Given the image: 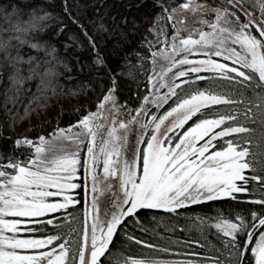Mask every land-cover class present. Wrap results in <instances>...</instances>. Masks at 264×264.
Returning <instances> with one entry per match:
<instances>
[{"label":"trees","instance_id":"trees-1","mask_svg":"<svg viewBox=\"0 0 264 264\" xmlns=\"http://www.w3.org/2000/svg\"><path fill=\"white\" fill-rule=\"evenodd\" d=\"M184 1L0 0V165L12 160L24 164L33 159L35 148L18 145L17 141L27 139L36 144L41 137L49 141L50 137L57 135L56 132H65L80 122L107 91L121 108L127 109L128 114H136L135 111L142 108L158 62L152 54L160 53L164 47L162 38L176 37L178 32L181 38H185L189 30L195 28L188 23L182 26L180 18L172 14ZM197 3L206 9L202 13L215 14L211 9L221 7L225 0H197ZM258 6L257 0H244L240 7L264 20ZM227 7L246 20L240 9ZM202 13L194 15L197 17ZM169 15L173 17L171 21ZM202 75L207 79L195 84H183L178 80L182 88L177 91L183 94L185 90H204L212 86L219 94H231L237 103L214 105L212 110L221 114H240V124L252 131L219 138L213 141L214 149L226 148L227 140L243 143L246 138L250 141L245 146L252 153L248 159L253 170L246 171L245 175L264 176V92L249 88L240 95L235 91L240 85L230 86L218 78L213 80L211 73ZM173 100L175 97L163 108L152 104L147 109L145 123L152 115H162L170 104L175 106ZM245 112L250 119L243 115ZM227 124L237 126L236 122L229 121L221 128ZM89 141L85 138V145L80 143L83 159H87L86 144ZM203 143L199 141L197 146ZM8 171L12 172L11 169ZM101 171L102 164L96 169L98 176ZM83 172L81 168L80 179L76 180L81 187L72 191L79 203L70 206L66 212L60 210L36 220L30 226L34 233H25L45 239L58 235L69 241L66 264H77L76 253L83 250L87 194L92 184L90 175ZM112 183L116 181L113 179ZM246 187V193L234 194L236 199L202 201L175 212L141 209L137 213L138 221L128 217L125 221L128 227L117 230L113 238L115 246L110 245L109 252L100 258L102 264L179 259H190L193 264H212L213 259H219L221 264H236V253L229 251L228 238L216 230L215 224L221 219L237 222V216L256 223L251 220V214L264 212V204L250 201L264 199V181L250 180ZM48 219L53 223L47 224ZM263 230L249 229L257 231L254 241ZM129 236L133 239L130 240ZM136 240L142 243L138 244ZM60 242L57 240L38 251H50L54 247L59 250ZM250 247H254V243ZM24 253L35 254V251ZM245 256L249 264H255L250 252Z\"/></svg>","mask_w":264,"mask_h":264},{"label":"snow or ice","instance_id":"snow-or-ice-1","mask_svg":"<svg viewBox=\"0 0 264 264\" xmlns=\"http://www.w3.org/2000/svg\"><path fill=\"white\" fill-rule=\"evenodd\" d=\"M243 2L225 0L221 7L211 9L215 12V22L198 21L210 27L211 32L194 28L189 30L188 38H181L179 32L173 37L176 43L172 44L173 53L167 57L171 62L166 70L161 71L159 81L153 84L154 89L167 88V92L151 101L145 97L146 104L152 103L157 108H163L175 97L172 101L175 106L170 104V110L165 109L160 116L152 115L147 123H142L138 118L141 113L146 114V109L141 108L128 122L119 123L120 134H117L116 128L108 131L107 139H103L100 124L96 122L100 113L86 115L80 120L77 127L81 131L75 137L65 132L59 133L60 139L77 145L75 151L63 143H53L41 137L35 147V159L24 164L12 160L0 165V264H66L69 241L58 235L48 236L47 239L17 238L23 221L8 218H37L60 210L66 212L70 206L79 203L70 192L81 187L73 182L80 179L78 173L81 168L88 172L92 180L93 222L90 229L84 232L83 250L76 253L79 264H102L100 258L109 252L110 245L115 246L113 238L117 230L123 231L128 227L125 223L128 217H132L134 222L138 221L137 213L141 209L175 212L178 208L202 201L236 199L234 194L248 191L246 185L250 180L264 181L261 175H245L246 171L253 170L252 162L248 159L252 153L245 146L250 141L246 138H243V143L240 140H227L226 148L205 155L210 148L216 147L213 141L252 131L240 124V114H221L212 110L214 105H230L238 101L231 94L217 93L212 86L204 90H185L183 94L177 91L182 88L178 80L183 84H195L207 79L203 73H211L213 80L218 78L227 81L230 86L240 85L235 89L240 95L249 88L264 92V20H256L241 8ZM228 5L232 9H240L248 17L247 21L242 22L234 11H229ZM258 7L261 15H264V0H260ZM177 10L193 14L206 11L197 0H186ZM168 19L171 21L172 15ZM193 36H198V39ZM236 45H239V49ZM194 53L203 55L205 59H190L189 56ZM152 55L162 54L154 52ZM215 58L231 62L232 66ZM173 68L177 70L173 71ZM101 99V110L105 109L106 104L114 102L111 93ZM243 115L250 119L247 112ZM189 121L192 123L189 124ZM229 121L236 122L237 126L227 124L221 128ZM134 125H139L140 131L133 135V143L129 145L128 133L135 131ZM185 125H189L187 129ZM71 132V129L67 130V133ZM145 132L148 133V140L144 139ZM81 136L90 137V143L86 145L88 159L83 164L79 149ZM98 136L101 139L97 152ZM177 139L178 142L173 143ZM199 141L204 143L197 147ZM141 143L146 144L143 151L138 147ZM17 144L31 147L33 142L25 139L17 141ZM100 156H103L102 161ZM101 164L103 174L98 176L96 169ZM113 179L115 184L112 183ZM105 195L109 196L110 209L103 213L101 219L97 214L101 202L98 197ZM49 197H62V201L49 202ZM250 203L264 204V199ZM235 220L237 222L221 219L215 228L228 238L226 244L230 252L236 253V264H249L246 252L254 257L255 264H264V231H259L255 241L253 238L257 236V231H249L250 228L264 229V212L251 214V220L256 223L246 221L242 216H237ZM46 223L52 224L53 221L48 219ZM129 239L133 237L129 236ZM57 240L61 241L59 250L54 247L50 251H38ZM136 243L142 241L136 240ZM253 243L254 247H250ZM28 250L35 251V254H21ZM131 264L145 262L132 260ZM187 264L193 262L189 260ZM212 264L221 262L213 259Z\"/></svg>","mask_w":264,"mask_h":264},{"label":"rangeland","instance_id":"rangeland-1","mask_svg":"<svg viewBox=\"0 0 264 264\" xmlns=\"http://www.w3.org/2000/svg\"><path fill=\"white\" fill-rule=\"evenodd\" d=\"M184 2H186V0ZM257 3L259 4L260 0H257ZM177 8H178V6L176 7V10H174L172 14H175L176 16H178L180 18V21H183V23H181L182 26H185L188 23L189 25L191 24V26L193 28L194 27L195 28H203L204 31L211 32L210 27H208L206 24L201 25L198 21L200 19H204L206 21L215 22V14L214 13H206L205 12V13L199 14L197 17H195V15L193 13L188 12L186 10H177ZM249 13L251 15H253L256 20H260L258 18L257 14L251 13V12H249ZM236 15L238 16L237 13H236ZM247 19H248V17L246 16V20L245 21H247ZM241 21L244 22V19L243 20L241 19ZM254 23H255V21H254ZM185 38H188V36H186ZM193 38L194 39H198V36H193ZM162 43L164 44V47H163V49L160 52L162 55L156 56L158 62L154 66L155 70L153 71V74H152V77H151V82H150V84L148 86V93L145 96L150 101L152 99H155V97H157V96L164 95L167 92V88H161V89H158V90L154 89L153 88V84L157 83L159 81V76H160L161 71L162 70H166L168 65L170 64L171 61L169 59H167V57L171 56V54L173 53L172 44L176 43V41L173 39V37H169V38L168 37H166V38L164 37V38H162ZM236 47H237V49H239V45H236ZM179 58L180 57H176V59H179ZM189 58L193 59V60L205 59V57L203 55H200L198 53H194L193 55L189 56ZM215 59H217L218 62L228 63L229 66H232L231 62H225L221 58H215ZM185 67H187V66H185ZM176 70H177L176 68H173V71H176ZM109 93L110 92L107 91L104 96L108 95ZM113 98H114V102L106 104L105 105V109L101 110L100 107H99L100 103L103 102L102 99H101L96 104L94 109H92V110H90V111H88L86 113V115H94V114H96L98 112L100 113V115L97 118L96 122L100 124V132L103 133V139H107V132L110 131L112 128H116L117 129V134H120L122 130L119 129V123L128 122L131 117H135V115H136L135 113H132L131 115L128 114L127 113V109L121 108V106L116 101L114 96H113ZM151 106H152V103H147L146 104L145 103V98H144L143 101H142V108L146 109V113H147V109H149ZM139 111H140V109L135 111V112H139ZM145 115H146L145 113H141L140 117L138 118L142 123H145V120H144L145 119ZM149 120L147 118V122ZM79 123L80 122H78L75 126L69 127V129H71L72 132L70 134L67 133V130H68L67 129L65 131L66 135H72L73 137H75V134L77 132L81 131V129L77 127L79 125ZM133 128H134L135 131L128 133V137H129L128 143H129V145H131L133 143V135L138 134L139 131H140L139 125H134ZM185 129H187V127ZM180 131H183V130H180ZM59 133L60 132H56L57 135H53L52 137H50L49 141H51L53 143H63L67 148H69L72 151H75L77 149V145L75 143H69L67 140L60 139L59 138ZM85 138H88L90 140V137L81 136L80 137V141H81L80 143L84 144ZM97 139H98L97 148H99V141H100L101 137L98 136ZM144 139L145 140L149 139V136H148L147 132H145ZM176 142H178V139L173 141V143H176ZM89 143H90V141H89ZM38 144H39V141L36 144H32L31 148L32 147L35 148ZM138 147L140 148L141 151H143V150L146 149V144L145 143H141V144L138 145ZM79 149H80V144H79ZM220 150H216L214 148L211 149V150L209 149V153H206L205 155H208L211 152L220 151ZM34 156H35V153H34ZM83 157H81V155H80V159H81L82 164H83V162L85 160L88 159L87 155H86L87 159H83ZM125 158H127V154L125 155ZM33 159H35V157ZM137 164L139 165V161L137 162ZM139 172H140V169L138 167V169H137L138 175H139ZM83 173H84V175L86 174V175L89 176L88 172H86L85 170H84ZM102 174H103V172L101 171L100 175H102ZM78 175L80 176L79 173H78ZM89 177H91V176H89ZM73 182L76 183V180H74ZM51 190L52 191H56L55 189H51ZM72 191H74V190H72ZM72 191L70 192L71 195H72ZM87 197L89 198L88 202H87L88 208H87V211H86L87 212V223L89 224V229H90V226H91V224L93 222V211H92V207H91V200L93 198V194L91 193V191L88 192ZM47 199H48L49 202H61L62 201V197H49ZM100 201L101 202L98 205L99 212L97 214L101 216V219H103V213L110 209L109 196L105 195V196L100 197ZM47 215H49V214H46V215H44L42 217H37V218H8V219H21L23 221V223L21 225V231L17 234V238H20V239H45L44 237L41 238L39 236H36L35 234L26 235L25 233H34V230H32L30 228L31 224L35 223L36 220L41 219V218H43V217H45ZM6 234L10 235V233H6ZM21 254L30 255V254L24 253V251L21 252ZM189 260L190 259H179V260H174V261H144V262H145V264H187V262ZM137 261H143V260H137ZM77 264H79V262Z\"/></svg>","mask_w":264,"mask_h":264},{"label":"water","instance_id":"water-1","mask_svg":"<svg viewBox=\"0 0 264 264\" xmlns=\"http://www.w3.org/2000/svg\"><path fill=\"white\" fill-rule=\"evenodd\" d=\"M86 229H89V224H86ZM86 255H88V253L86 252Z\"/></svg>","mask_w":264,"mask_h":264}]
</instances>
